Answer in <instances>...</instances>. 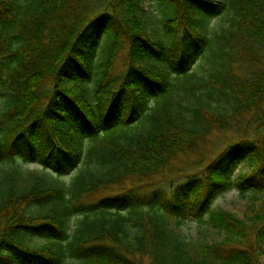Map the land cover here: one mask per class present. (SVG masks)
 I'll use <instances>...</instances> for the list:
<instances>
[{
    "label": "trees",
    "instance_id": "obj_1",
    "mask_svg": "<svg viewBox=\"0 0 264 264\" xmlns=\"http://www.w3.org/2000/svg\"><path fill=\"white\" fill-rule=\"evenodd\" d=\"M260 198L264 0H0V264H264Z\"/></svg>",
    "mask_w": 264,
    "mask_h": 264
},
{
    "label": "rangeland",
    "instance_id": "obj_2",
    "mask_svg": "<svg viewBox=\"0 0 264 264\" xmlns=\"http://www.w3.org/2000/svg\"><path fill=\"white\" fill-rule=\"evenodd\" d=\"M218 19H216L217 21ZM215 21V22H216ZM54 87V83L52 81L48 82V89L51 91ZM206 147L204 150L207 151V154L210 156L219 153L224 148L229 146L232 141H237L240 139L235 133H218L214 132L208 138ZM34 165L29 166L28 168L35 169ZM215 207H219L225 209L231 213H236L241 218L246 219L248 215L249 207H252L254 201H252V195L250 193H246L244 196L238 191L236 188L234 190L225 193L224 195L220 196L215 202ZM255 212L257 214L262 215L264 214V201L260 200L256 202ZM182 232L188 236L192 241H197L203 243L205 240L214 242L215 240H221L222 235L214 233L211 231L207 226L200 227L195 222L193 223H184L183 227L181 228Z\"/></svg>",
    "mask_w": 264,
    "mask_h": 264
}]
</instances>
